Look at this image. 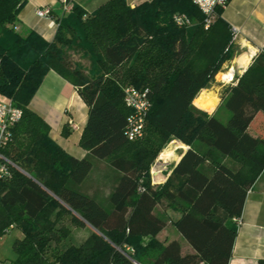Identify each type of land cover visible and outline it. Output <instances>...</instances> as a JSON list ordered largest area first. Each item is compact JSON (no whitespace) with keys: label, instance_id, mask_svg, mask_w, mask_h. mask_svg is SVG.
Here are the masks:
<instances>
[{"label":"trees","instance_id":"trees-1","mask_svg":"<svg viewBox=\"0 0 264 264\" xmlns=\"http://www.w3.org/2000/svg\"><path fill=\"white\" fill-rule=\"evenodd\" d=\"M28 2L0 0V98L24 111L1 149L16 164L0 179V236L11 225L24 233L14 242L15 264H229L239 230L233 218L264 172V137L249 132L264 118V49L225 87L230 115L221 117L195 102L202 104L196 96L234 57L222 9L206 29L192 0H108L91 13L74 3L66 14L53 13L57 31L48 40L16 28ZM179 12L193 24L178 25ZM71 50L89 57V68L73 62ZM51 69L89 106L83 157L68 153L30 108ZM130 84L148 88L152 101L136 140L126 133ZM174 138L190 148L155 186L151 167ZM164 203L181 213L174 224L194 253L161 237ZM67 220L93 230L81 243L65 241Z\"/></svg>","mask_w":264,"mask_h":264},{"label":"crops","instance_id":"crops-1","mask_svg":"<svg viewBox=\"0 0 264 264\" xmlns=\"http://www.w3.org/2000/svg\"><path fill=\"white\" fill-rule=\"evenodd\" d=\"M71 1L73 4H80L88 13H91L108 0ZM142 1L144 0H127L131 6H135ZM46 5L53 8L54 14L63 12L62 0H29L28 4L18 15L19 30L34 29L46 39L52 40L55 37L57 25L53 23L54 20L42 18L37 14V9ZM222 17L229 23L232 31L234 27L238 29L235 37L233 31L234 57L223 65V67L229 68V65H231L232 69L235 68L234 70L238 77L246 71L256 56L264 49V0H230L227 7L222 9ZM243 56L244 59L247 56L250 57L247 60L248 65L246 67L237 60ZM206 90H209V93L205 92ZM216 90H218V87L204 88L196 96L202 104L198 101L195 102L196 98L194 99L197 107L210 111L202 107H205L204 105L208 107L220 106L222 104V94L219 102L218 91ZM30 108L45 119L50 125L51 136L68 153L77 157H83L87 154V150L82 147L80 141L88 121L89 106L80 95L76 86L62 74L54 69L48 71L30 102ZM70 120L77 123L79 128H74ZM259 128V130H255L252 123L249 127V132L256 137L263 136L264 127L259 126ZM189 148L190 145L179 139L174 138L171 140V143L164 149L159 159L155 161L154 166L152 165V183L155 186L166 182L172 173L173 166L181 160ZM162 209V214L167 218V225L161 237L167 243L172 240H179L184 254L194 253V248L174 224V220H177L181 213L169 207ZM241 216L243 224L239 226L229 264H259L260 261L264 260V172L249 190ZM66 223L70 226L71 233L65 241L81 243L93 230V227L89 224L75 225L70 220H67ZM14 228L18 227L15 226L12 229ZM20 232V236L17 238L24 236L21 229ZM0 246L2 247V242H0ZM9 256L10 253H5L3 249H0V264H15L17 257L12 259ZM3 257L6 259L11 258L12 261L3 260Z\"/></svg>","mask_w":264,"mask_h":264},{"label":"built area","instance_id":"built-area-1","mask_svg":"<svg viewBox=\"0 0 264 264\" xmlns=\"http://www.w3.org/2000/svg\"><path fill=\"white\" fill-rule=\"evenodd\" d=\"M204 14V26L208 29L219 16L218 10L224 9L230 0H192ZM73 3L71 0H62V11L58 15L66 14L72 10ZM54 10L51 6H43L37 9L38 16L50 18L56 25L57 22L53 17ZM176 23L180 26H189L193 24L192 19L186 13H176L174 15ZM17 29L18 26L16 27ZM234 37L238 29L233 28ZM232 77L228 81L233 83L236 80V72L232 69ZM124 101L131 109L128 115L127 136L130 140H136L143 137L146 119L151 108L152 101L149 96L148 88H139L135 85H127L124 88ZM24 114L23 108L17 106L13 100L0 98V179L7 178L12 174L13 166L16 164L8 158L1 149L13 140V128L22 119ZM74 128H79L78 124L70 120ZM1 193V192H0ZM234 221L240 226L243 224L242 216H236ZM13 225L10 226V229Z\"/></svg>","mask_w":264,"mask_h":264},{"label":"rangeland","instance_id":"rangeland-1","mask_svg":"<svg viewBox=\"0 0 264 264\" xmlns=\"http://www.w3.org/2000/svg\"><path fill=\"white\" fill-rule=\"evenodd\" d=\"M23 32H26V29H23ZM70 58L73 62L75 63H81L84 67L86 68H89L90 64H91V60L89 59V57H85L82 55V52H79V51H74V50H71L70 51ZM250 59V57H246L244 59V56L241 57V58H238V62L239 63H242L244 67H246L248 65V62L247 60ZM247 63V64H246ZM231 65H229V68L227 67H223L222 70L219 72V75L222 73H226L227 71L231 70ZM232 81H227V80H220L218 79L217 75H216V78L215 80L212 82L211 86L209 88H215V87H218V98H219V102L221 100V94L223 93V90L225 89V87L227 85H229ZM205 92H208V90H206ZM209 93V92H208ZM200 106V105H199ZM202 108H206V107H202ZM210 111H207L209 113H217L219 116L223 117L224 115H226V117H228L230 115V112L225 110L223 105L221 104L220 106L216 105V107H209ZM202 110H205V109H202ZM206 111V110H205ZM263 114V113H262ZM225 120V119H224ZM260 127H264V119L262 120H257L256 123H254L253 125V128L256 130H259ZM259 128V129H258ZM262 130V129H260ZM264 136V132L262 134ZM171 143V140L168 142V144ZM168 144H166L163 149L160 151V153L158 154L156 160L159 159V157L161 156V153L164 151V149L168 146ZM155 160V161H156ZM155 164V162H154ZM153 164V166H154ZM152 166V167H153ZM151 167V168H152ZM165 207V203L162 204V205H159V211H162ZM20 229L18 228H14V229H11L9 232L3 234L2 236H0V242H2V247L0 246V249H3V251H5V253H10V256L12 259H15L17 257V253L15 252L14 248H13V243L15 242V239L20 236ZM2 239V240H1ZM6 259L5 257H3V260L6 259L8 260L9 262L12 261V259Z\"/></svg>","mask_w":264,"mask_h":264},{"label":"bare ground","instance_id":"bare-ground-1","mask_svg":"<svg viewBox=\"0 0 264 264\" xmlns=\"http://www.w3.org/2000/svg\"><path fill=\"white\" fill-rule=\"evenodd\" d=\"M247 64V63H246ZM235 69V68H234ZM232 70H230L229 72L227 71L226 73H224V74H220L219 76H218V79H220V80H230V78L232 77Z\"/></svg>","mask_w":264,"mask_h":264},{"label":"water","instance_id":"water-1","mask_svg":"<svg viewBox=\"0 0 264 264\" xmlns=\"http://www.w3.org/2000/svg\"><path fill=\"white\" fill-rule=\"evenodd\" d=\"M137 264H140V263H138V262H136Z\"/></svg>","mask_w":264,"mask_h":264}]
</instances>
